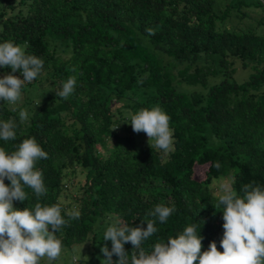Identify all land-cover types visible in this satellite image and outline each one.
Here are the masks:
<instances>
[{"label":"trees","instance_id":"16d2710c","mask_svg":"<svg viewBox=\"0 0 264 264\" xmlns=\"http://www.w3.org/2000/svg\"><path fill=\"white\" fill-rule=\"evenodd\" d=\"M249 8L261 9L255 24L244 22ZM259 27L264 29V0H0V43L13 41L44 62L22 93L45 83L51 88L40 92L43 99L25 121L19 110L0 101V121L17 125L16 140H0V147L10 153L23 139L35 138L48 153L36 165L46 195L37 198L25 187L27 200L14 201V207L60 206L68 221L56 233L62 248L90 236L96 246L81 264L105 259L100 248L111 249V241H103L111 223L141 226L157 204L175 211L165 223L157 221V233L142 244L145 251L195 224L202 251L215 241L222 252V209L214 208L218 197L210 191L212 181L231 177L238 195L248 183L264 188V33ZM211 58L216 61L206 63ZM234 61L251 71L241 83L231 80ZM6 73L11 69L0 68V78ZM218 75L224 78L206 87ZM69 76L76 77L75 91L64 100L55 93ZM176 82L205 91L182 92ZM153 106L170 117V152L122 132L132 130L126 113ZM197 165L207 166L202 181L194 178ZM78 169L84 181L65 206L66 180ZM72 211L80 213L78 219H70ZM124 247L131 252L130 243Z\"/></svg>","mask_w":264,"mask_h":264},{"label":"clouds","instance_id":"9594fccd","mask_svg":"<svg viewBox=\"0 0 264 264\" xmlns=\"http://www.w3.org/2000/svg\"><path fill=\"white\" fill-rule=\"evenodd\" d=\"M145 31L154 35L152 28ZM43 64L39 57L27 54L24 46L10 40L0 43V68L11 69V73L0 78V101L16 104L24 85L38 77ZM17 72L20 76L14 75ZM75 86L76 77L69 76L55 94L67 100ZM19 119L27 120L28 113L20 110ZM127 123L133 132L146 134L151 149L173 150L170 117L161 107L141 108ZM16 127L14 120L0 121V140H16ZM44 159H48V153L35 138L23 139L10 153L0 147V264H40L44 258L51 264L61 256L62 241L56 233L68 223L61 207L39 202L32 208L14 207V201L27 200L25 187L37 198L46 195L43 173L36 167ZM214 167L219 169L221 165L217 161ZM6 179L10 184L5 183ZM241 192L243 195H238L228 183L220 185L214 208L222 209V252L215 241L202 251L203 237L197 233L195 224L186 226L175 237H168L167 242L155 243L150 252L145 251L142 244L157 233V221L165 223L175 211L174 207L157 204L141 226L132 227L116 220L106 228L103 241H111V249L107 244L100 248L105 257L101 264H264V188L253 182L243 185ZM68 216L78 219L80 213L72 211ZM127 243L132 245L131 252L125 250ZM113 255L118 257L115 262Z\"/></svg>","mask_w":264,"mask_h":264},{"label":"rangeland","instance_id":"374dc122","mask_svg":"<svg viewBox=\"0 0 264 264\" xmlns=\"http://www.w3.org/2000/svg\"><path fill=\"white\" fill-rule=\"evenodd\" d=\"M260 10L261 9H257V8L247 9L250 18L244 20L245 24L246 23L248 24L249 22L251 24H255L261 17V11ZM262 16H263V14H262ZM234 23H230V24L227 23L226 27H231ZM241 24H243V23L241 22L240 25ZM258 30H260L264 33L263 28L259 27ZM214 61H216V59L211 58V59H208L206 63L211 64ZM234 69H235V71H234V74H233L231 80H234L237 83H241V82L245 81L251 72L249 68H243L239 61H234ZM223 78H224L223 75H218L217 77L210 78L207 82L206 87L213 85V84H217ZM175 86L177 87L178 90H180L182 92H190V91L204 92L205 91V88L200 86V85L189 86V85H186L185 83H181L179 85V83L176 82ZM50 90H51V88L48 86L47 83H45L44 86L37 89V91L27 90V91L23 92L21 99L16 104H10L9 103V105L11 108H13L15 110L16 109L19 111L25 110L26 112H28L32 108V106L34 105V103L36 101L43 99L42 94L40 95V92L48 93ZM130 116H131V114L126 113V117H127L126 121L127 122H129ZM127 126L129 128H131L130 124H128V123H127ZM122 132L125 135L134 136L141 144H147L148 145V138H147L145 133L141 132V133L137 134V133L133 132V130H131V131L130 130H122ZM206 171H207L206 165L195 166L194 178L198 181H202L205 178ZM82 181H84V175L79 171V169L77 170L75 176H69L67 178V180H66V183L68 185L67 196L61 198V201L65 206H68L69 204H71L72 198L76 197L78 195L77 188ZM231 182H232V178L228 177V176L214 180V181H212V183L210 185V191L214 196L218 197L220 185L222 183H228L231 185ZM111 222H113V221H111ZM94 247H96V246H94L92 236H90L89 240L85 243L76 244L70 248H67V247L62 248V253H61V256L59 257V259L51 262V264H81L82 261L88 259L89 256H91V252L94 250ZM40 264H49V262L46 258H44L40 261Z\"/></svg>","mask_w":264,"mask_h":264}]
</instances>
